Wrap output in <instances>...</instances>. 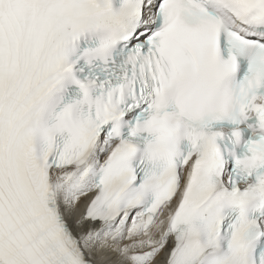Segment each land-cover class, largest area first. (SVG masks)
<instances>
[{"label":"snow or ice","instance_id":"6c2138e0","mask_svg":"<svg viewBox=\"0 0 264 264\" xmlns=\"http://www.w3.org/2000/svg\"><path fill=\"white\" fill-rule=\"evenodd\" d=\"M0 264H264V0H0Z\"/></svg>","mask_w":264,"mask_h":264}]
</instances>
